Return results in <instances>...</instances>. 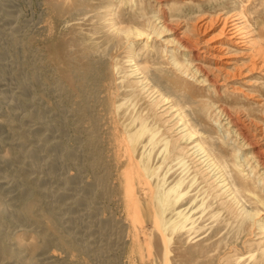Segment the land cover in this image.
Returning a JSON list of instances; mask_svg holds the SVG:
<instances>
[{
    "label": "bare ground",
    "instance_id": "1",
    "mask_svg": "<svg viewBox=\"0 0 264 264\" xmlns=\"http://www.w3.org/2000/svg\"><path fill=\"white\" fill-rule=\"evenodd\" d=\"M42 1L37 33L27 24L17 34L10 0L0 2V27L10 25L13 50L30 52L37 36L43 42L53 74L47 83L68 99L62 123L73 121L82 148L62 146L54 132H43L50 126L37 121L41 114L20 110L46 67L31 60V75L15 78L20 97L9 105L22 125H37L18 131L10 115L0 119V147H10L0 172L9 161H26L17 175L0 173L8 189L0 196V264H88L75 252L114 264L110 251L128 242L137 253L153 248L159 264H264V24L252 28L247 3ZM215 22L220 39L200 47L189 25L197 31ZM6 52L0 46V58ZM2 66L0 85L9 92L13 77ZM241 76L243 95L229 82ZM69 163L74 170L61 172ZM85 170L92 174L86 180ZM54 180L64 187H48ZM98 200L127 208L137 222L130 241L124 217H97ZM83 208L92 220L77 214ZM16 228L35 241L14 240Z\"/></svg>",
    "mask_w": 264,
    "mask_h": 264
},
{
    "label": "rangeland",
    "instance_id": "2",
    "mask_svg": "<svg viewBox=\"0 0 264 264\" xmlns=\"http://www.w3.org/2000/svg\"><path fill=\"white\" fill-rule=\"evenodd\" d=\"M8 1L9 0H1L0 2L5 3V2H8ZM178 1L179 0H165V4H167V6H170L171 4H174V3L178 2ZM254 1H256V2H254V3L252 2L253 3L252 4L250 2H247V0H242L243 4L247 3V4H245V8L247 7L246 10L249 9L247 11L248 18H250V20L253 19L252 23L254 24V26H252V28L254 27V28H256L258 30L261 27V25L264 24V13H263V11H264L263 10L264 9V0H254ZM41 2H42V4H41ZM10 3L14 4V7L11 9V10H14V11H12L11 14H13V15L15 14L14 16L18 17L19 25L21 26L20 28H22V29L24 28L23 31H21L22 29L19 30L20 33H17V34L18 35L19 34L23 35L24 31L26 30V27H23V26L27 25V24L28 25L30 24L27 27L28 28L30 27L29 29L33 30L32 31L33 33H37V29H35V31H34V28L37 25L38 26L40 25L39 23H40V20L42 18V15H40V14H43V7H42L43 6V1L42 0H10ZM205 10H210V8L206 7ZM2 14H3V11H2ZM257 16H260V19L258 21L259 23L258 22L256 23ZM201 19H203V17ZM201 19H199L197 21V23H194V24H199V25L202 24V20ZM9 26L2 25L0 27V46L5 47L7 49V51H8V53L6 52L7 53L6 55L1 57L2 59L0 58V68H1L0 73H1L2 70L5 69V68H3L2 65H6L7 66L6 67V71H7L9 76L13 77V78H11L13 80H11V82H9L11 84L9 92H7V91L4 92L3 91L4 87L2 85H0V90H1L0 91V93H1L0 94V119L2 120V118H4V117H8L9 115H10L9 117H12L14 115L15 108L13 106H10L9 103L15 101L16 99H18L20 97V92H19V89L17 88L16 82H15V78L27 79V78L30 77L31 71H30V68L28 67L27 63L31 62V60H33V59H34V61L36 62L37 65L45 63L44 64V66H46V67H44L45 69L42 67L43 70L40 71V73L42 74L41 76L43 78V80H41L42 83L37 85V86H34L32 88V90H31V93L28 96V100H31L32 103L31 102L28 103L29 105L27 104L26 105L27 107L24 106V105L20 106V108L22 107L20 110L23 109V111H26V112L36 111V112H38V115L41 114L37 118V121H40L41 123L50 126V131H48V132L47 131H43L45 134H47L49 132H51V134H52L54 132V134L56 136H58L59 139L58 138L57 139L59 140V142L63 144V145L61 144L62 146L66 147V148H70V149H75V150H78L80 152V150L82 148V141H81L80 138L76 139L77 136H75V135H77V133H76V130H75V127H74L75 125H74L73 121L71 120V122H70L71 124L70 123L66 124L67 126L62 123L64 116L67 114L66 110H68V106H69L68 99L66 97H64L63 99L58 97V95H56L54 92H52L50 90L49 85L47 83L48 79L52 80L53 74H52V76H50L52 71L46 65V60H45V57H44V44H43V42L37 36L38 39H35L32 42V44H31V47H33V50H31L30 52H28V51L26 52V50H24L22 48H17V49L13 50V48H12L13 46H11V44H12L11 36H9V33H10V27ZM180 28H184V26L180 25ZM189 28H190L189 29L190 30L189 33L193 34V36H195V37H198L202 41L200 47L210 46L211 44H213L214 42H217L220 39V36H219L220 35L219 34L220 24L219 23L215 22L213 24L206 25V27L203 26V27H201L202 30H197V31H194V27L192 26V24L189 25ZM261 30H262V34L264 35V27ZM3 37H5V39ZM257 39H259V38H257ZM260 39L263 40V42H264V36L262 38H260ZM36 48H38V50ZM39 50L42 53H40ZM36 52H38V53L36 54ZM32 54H33V56L34 55L35 56L32 57ZM39 57L41 59H39ZM241 60H243V59H241ZM255 72L256 73H254V74L255 75L257 74L256 76H262V75H258V73H261V71H255ZM261 74H263V73H261ZM45 77H46V79H45ZM243 80L244 79L241 76V77H236L235 79H232L231 81H229L230 84H232V86H234L233 84H235L237 87L239 86V88L242 89V90L240 89L241 91L237 90L236 94L238 93L240 95H243L242 92H245V90L247 89V87L242 86L241 82ZM1 87H3V89ZM228 89H229L228 91H230V92L232 91V88L229 87ZM3 97H5V98H3ZM55 99H56V102H55ZM64 101H66V103ZM63 102H64V104H63ZM55 103H56V105H55ZM37 121L34 120V119L33 120L31 119L30 121L28 120L25 123V125L27 123L28 124L25 126V125L21 124V121H20V119H18V117H12V122H13L12 124L15 127V129L17 127L16 130H18V131L22 130L21 127L28 128L29 127L28 125H30V127H33L34 125L36 126L37 125L36 124ZM65 127H67V128L65 129ZM59 131L62 134L59 135ZM3 133H5V132L3 131ZM32 145H33V143L30 140V141H28L25 144V148L26 149H30L32 147ZM9 148L10 147L8 146L7 143H4V144L1 145V147H0V162L4 161L5 159H7L9 157V151H10ZM46 154H49V152L46 153ZM0 164H2V163H0ZM25 164H26V161H24L22 159L15 160V161H9L7 164H5L4 169L0 173L2 175H13V174L17 175V173L19 171V168L21 166H25ZM65 166L66 167H64L61 170V172L67 173V172H70V171L74 170V165H72L70 163L66 164ZM85 171H83V178L85 180L91 178V175H92L91 172H89L87 170H85ZM20 177H22L21 174L19 175V179H20ZM19 181H23V178H21ZM62 186H63V184L60 181H58V180H56V181L54 180V181L48 182V187H50V188H52L54 190L61 189V188L64 187V186L63 187ZM7 190L8 189L5 188V186H1L0 185V196L4 197L7 194ZM16 190H17V188L12 189V194L17 195L18 191H16ZM77 194L78 193L75 192L74 197ZM74 197L67 198L66 201L69 202V200L70 201L73 200ZM97 205H98L97 207L99 208V212H98L97 217H102L104 215H106V216L107 215H112V213L115 214V217H118L120 219H123V217H124V220L127 221V225H128L127 228H126V231H125V236H126L127 239L130 238L128 240V241H130L132 234L135 233L134 229H137V222H134L132 220V215L130 214V212L128 210H126L127 208L125 209V207H119L118 204L115 201H112V202L108 203V201L98 200V204ZM107 208L109 209V211H108ZM117 211H118V213H117ZM85 212H87V209L83 208L81 210V212L80 213L78 212L77 214L81 217V219L83 218L82 219L83 221H84V219H85V221L92 220V218H90L88 216V214H86ZM102 213H103V215H102ZM263 215H264V211H262V216ZM81 219H80V221H81ZM13 231H14V233H13ZM12 236H13L14 240H17V241L20 240V242H23L24 244H26V243L30 244L31 242L35 241V235L34 234H32L31 232H28V234H27V232L23 231V229H21V228L13 229L12 230ZM196 240H198V239L196 238L194 241H196ZM125 246H122L123 249L121 247L115 248V249L113 248L114 250H116L115 253H114L113 250L110 251L109 255L111 254L110 256L114 259V264H139V263L140 264H148V262H149V264L150 263L151 264H157L158 263L156 260H153L154 259L153 248H151L149 250H143L142 253H137V250H135L136 251L135 252L132 249V246H131L130 242L127 243L126 247ZM52 250L55 251V253L60 256V260L61 261H66L68 255H67V252H65V250L63 248H61L60 246H56L55 245V246L52 247ZM124 250H127L128 253L126 251H124ZM118 252H120V253H118ZM80 254L81 253L75 252L74 253V255H75L74 257L78 256L77 258H80V259L82 258L83 260H86L88 264L89 263L92 264L93 261L91 260L92 259L91 256H88V255H85V254H81V256H80ZM117 255H119V256H117ZM122 258L125 259V260H123ZM143 259L145 261H143ZM150 260H152V261H150Z\"/></svg>",
    "mask_w": 264,
    "mask_h": 264
}]
</instances>
